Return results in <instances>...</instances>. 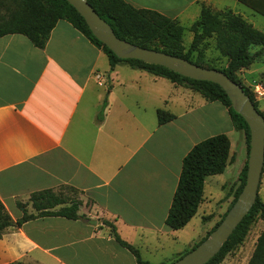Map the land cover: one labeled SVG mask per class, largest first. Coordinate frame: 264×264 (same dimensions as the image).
<instances>
[{
	"label": "crops",
	"instance_id": "0c3cea01",
	"mask_svg": "<svg viewBox=\"0 0 264 264\" xmlns=\"http://www.w3.org/2000/svg\"><path fill=\"white\" fill-rule=\"evenodd\" d=\"M124 1L184 27L202 5L229 9L253 27L261 25L255 15L264 20L238 0ZM250 2L264 10V0ZM187 90L126 64L109 69L102 50L63 19L41 48L21 34L0 36V202L15 220L22 209L33 212L26 203L31 192L69 189L82 215L42 216L6 227L0 264H136L103 221L131 245H152L166 232L183 155L196 142L233 130L222 104L193 101ZM156 109L174 117L157 124ZM207 124V134H200Z\"/></svg>",
	"mask_w": 264,
	"mask_h": 264
},
{
	"label": "trees",
	"instance_id": "16d2710c",
	"mask_svg": "<svg viewBox=\"0 0 264 264\" xmlns=\"http://www.w3.org/2000/svg\"><path fill=\"white\" fill-rule=\"evenodd\" d=\"M238 1L264 15V10L260 9L259 2ZM86 2L110 26L116 37L140 47L161 51L181 57L196 65L221 71L241 86L254 108L264 118L262 112L257 109L256 100L251 89L245 86L237 75L239 70L247 69L254 61V57L262 51L264 32L254 28L239 14L233 13L229 9L211 10L209 7L202 5L197 18L187 27H184L174 19L150 9L135 8L124 0H86ZM0 7L3 9V12H0V36L11 33L21 34L33 46L41 48L55 22L58 19H63L102 50L107 58L109 69H112L116 64H126L130 68L163 77L174 84L184 85L197 92L206 101H218L226 108L233 129L242 130L245 153L247 154V126L242 117L232 109L227 96L217 84L184 77L160 65L145 63L138 59L116 57L91 34L82 17L66 0H0ZM184 31L192 33L185 50L181 43ZM211 36L214 40L215 49L225 58V64L221 67L206 63L203 59V53L198 48V44L202 39ZM252 49L255 50L251 53ZM261 85L264 89V79ZM104 105L105 100H103L95 115L96 120L101 119ZM155 115L157 124H162L174 117V115L162 109H156ZM228 149L227 136L219 133L196 142L183 155L177 182L164 218V225L167 228L171 230L179 229L194 215L202 199L204 177L219 174L223 171L226 163L231 159V156L228 155ZM245 163L246 159L237 174L239 183L219 219L200 240L189 246L186 251L193 248L208 235L233 203L244 182ZM261 171H264V158ZM28 202L33 212L28 213L25 209H22L21 215L15 220L9 217L0 202V232L8 226L18 227L27 220L42 216H59L67 219L82 217L77 213L79 200L75 198L66 199L61 193L53 192L50 189L31 192L28 196ZM18 206L20 207V203H18ZM56 206L58 207L55 208ZM254 219L264 222V202L257 194L247 213L235 226L219 250L204 264H218L221 262L224 256L242 241ZM103 223L108 224L112 238L133 256L136 264H168L163 262L150 263L142 260L136 247L122 240L112 224L106 221H103ZM182 254H177L175 259ZM246 264H264V225L255 238Z\"/></svg>",
	"mask_w": 264,
	"mask_h": 264
},
{
	"label": "rangeland",
	"instance_id": "374dc122",
	"mask_svg": "<svg viewBox=\"0 0 264 264\" xmlns=\"http://www.w3.org/2000/svg\"><path fill=\"white\" fill-rule=\"evenodd\" d=\"M245 9L246 8L240 6L238 10L242 11ZM245 11L248 12L247 9ZM0 12H3L1 7ZM263 21L264 20L261 16L255 15V22H260L261 25L255 23L256 25H254V27L264 31V25L262 24ZM191 35L192 33L190 31H184L183 33L181 43L184 50L190 42ZM198 48L203 53V59L206 63L215 67H221L225 64V58L221 56L218 50L214 47L212 36L202 39L198 44ZM254 50L255 49H252L251 53ZM247 70L248 72H245L241 69L237 72V75L242 83L249 87L253 93V85L258 84L262 87L261 84L264 79V47L262 48V51L254 57V61L250 64ZM140 83L143 84L144 82L142 81ZM187 91L193 101L201 98V96L195 91H192L191 89ZM253 97L256 100L257 109L262 112L264 116V95L259 99H257L255 94H253ZM140 98L142 99L143 97L140 96ZM153 98L154 97L152 96L151 101L146 100V103L149 106L155 104ZM171 110L176 112L178 109L171 108ZM209 127L210 126L207 124L205 129L200 131V134L206 135ZM227 136L230 144L229 153L233 152L230 163L225 165L222 173L206 176L204 178L203 198L201 203L197 207L195 214L183 227L176 230L166 228V232L161 236H158V239L152 240V245H146V249L144 245H133L136 247L139 257L142 260H148L151 263H170L175 260L177 254H182L189 248V246L200 240L208 229L219 219L239 183L237 180V174L243 161L246 159L245 141L242 130L233 129ZM59 193H61L66 199H71L73 198L75 191L67 189L64 192L60 191ZM257 195L261 201L264 202V171H261L260 173ZM26 203L28 204L29 202ZM263 225V221L254 219L250 223L242 241L228 252L218 264H246L252 251L255 238Z\"/></svg>",
	"mask_w": 264,
	"mask_h": 264
},
{
	"label": "water",
	"instance_id": "95a60500",
	"mask_svg": "<svg viewBox=\"0 0 264 264\" xmlns=\"http://www.w3.org/2000/svg\"><path fill=\"white\" fill-rule=\"evenodd\" d=\"M82 17L91 34L116 57L138 59L160 65L181 76L217 84L227 96L232 109L244 120L248 129L244 182L235 200L208 235L193 248L168 264H204L227 239L247 213L257 194V186L264 158V118L254 108L240 85L221 71L196 65L181 57L134 45L116 37L110 26L101 19L86 0H66ZM89 224L95 220L86 219Z\"/></svg>",
	"mask_w": 264,
	"mask_h": 264
},
{
	"label": "built area",
	"instance_id": "2783aa9c",
	"mask_svg": "<svg viewBox=\"0 0 264 264\" xmlns=\"http://www.w3.org/2000/svg\"><path fill=\"white\" fill-rule=\"evenodd\" d=\"M252 90H253V94H255L256 97H261L264 95L263 88L258 84H254L252 87Z\"/></svg>",
	"mask_w": 264,
	"mask_h": 264
}]
</instances>
